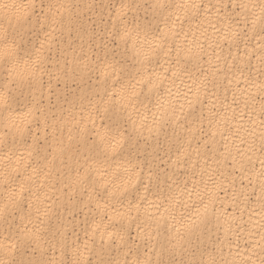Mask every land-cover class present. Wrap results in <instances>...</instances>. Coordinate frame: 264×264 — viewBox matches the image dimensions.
<instances>
[{"label":"clouds","instance_id":"1","mask_svg":"<svg viewBox=\"0 0 264 264\" xmlns=\"http://www.w3.org/2000/svg\"><path fill=\"white\" fill-rule=\"evenodd\" d=\"M0 264H264V0H0Z\"/></svg>","mask_w":264,"mask_h":264},{"label":"snow or ice","instance_id":"2","mask_svg":"<svg viewBox=\"0 0 264 264\" xmlns=\"http://www.w3.org/2000/svg\"><path fill=\"white\" fill-rule=\"evenodd\" d=\"M145 59H147V55H145Z\"/></svg>","mask_w":264,"mask_h":264}]
</instances>
